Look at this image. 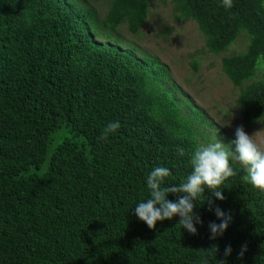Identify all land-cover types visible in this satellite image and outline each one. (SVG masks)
<instances>
[{
    "label": "trees",
    "instance_id": "16d2710c",
    "mask_svg": "<svg viewBox=\"0 0 264 264\" xmlns=\"http://www.w3.org/2000/svg\"><path fill=\"white\" fill-rule=\"evenodd\" d=\"M154 1L163 0H109L100 16L86 0H0V264H264V193L234 161L224 199L205 188L197 201V234L178 216L150 230L135 215L150 195L148 174L166 167V185L184 182L197 149L195 116L158 83L166 68L118 45L119 25L137 33ZM170 1L212 54L244 31V50L221 57L220 69L238 88L241 123L264 126V0H233L231 9ZM61 127L70 135L47 152ZM217 207L231 219L210 239Z\"/></svg>",
    "mask_w": 264,
    "mask_h": 264
},
{
    "label": "rangeland",
    "instance_id": "374dc122",
    "mask_svg": "<svg viewBox=\"0 0 264 264\" xmlns=\"http://www.w3.org/2000/svg\"><path fill=\"white\" fill-rule=\"evenodd\" d=\"M108 1L86 0V3L93 5L102 16ZM177 13L170 0L150 3L144 24L137 33L129 34L124 24L119 25V47L136 57L155 58L166 68V78L158 83L173 94L183 113L195 116L197 148L218 140L234 152L235 145L231 142L235 139L236 127L241 125L258 143L264 141V126L260 122L249 126L241 123L236 101L238 88L231 85L220 69L221 57L244 50L247 41L244 31L226 50L212 54L205 48L195 22L179 20ZM98 41L112 43L111 39L98 38ZM69 135L65 127L52 133L47 152ZM77 141L80 143L81 139Z\"/></svg>",
    "mask_w": 264,
    "mask_h": 264
},
{
    "label": "clouds",
    "instance_id": "9594fccd",
    "mask_svg": "<svg viewBox=\"0 0 264 264\" xmlns=\"http://www.w3.org/2000/svg\"><path fill=\"white\" fill-rule=\"evenodd\" d=\"M222 6L226 9L233 7V0H221ZM119 121L109 122L103 129L100 139L107 140L110 134L119 129ZM235 139L231 142L235 145L233 152L230 147L220 141L200 145L190 157L191 173L186 180L179 184H165L166 178L171 172L166 167H156L147 176L146 184L150 190L149 198L135 206V215L144 222L150 230L156 228L158 221L171 220L174 216L179 217V224L190 234H197L195 224H202L198 213L193 209L197 201L204 195L207 188L217 200H223L222 185L230 177L236 175L230 161L238 162L246 172L245 179L254 189L264 193V141L257 142L253 135L245 132L243 126L235 129ZM185 154L183 148H177V155ZM180 194L175 202L167 199V194ZM211 210V201H209ZM217 219L221 223H209L210 239L222 236L227 229L230 216H226L218 207L215 209ZM246 245L238 254L243 255ZM231 246H226L225 257L231 253ZM225 264L224 261H219ZM204 264H208L207 260Z\"/></svg>",
    "mask_w": 264,
    "mask_h": 264
}]
</instances>
